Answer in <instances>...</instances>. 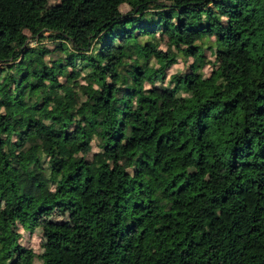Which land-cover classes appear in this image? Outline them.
Here are the masks:
<instances>
[{
  "label": "trees",
  "instance_id": "obj_1",
  "mask_svg": "<svg viewBox=\"0 0 264 264\" xmlns=\"http://www.w3.org/2000/svg\"><path fill=\"white\" fill-rule=\"evenodd\" d=\"M135 2L0 0V264H264V0Z\"/></svg>",
  "mask_w": 264,
  "mask_h": 264
},
{
  "label": "rangeland",
  "instance_id": "obj_2",
  "mask_svg": "<svg viewBox=\"0 0 264 264\" xmlns=\"http://www.w3.org/2000/svg\"><path fill=\"white\" fill-rule=\"evenodd\" d=\"M136 7L137 9H153L160 3H162V0H136ZM131 6L127 3H123L119 5V11L124 13L128 10H130ZM154 56L160 65L168 63L171 57V53L166 50L165 46H162L159 50L154 49ZM180 60L179 64L172 65L170 69H168L167 73L168 75L175 73L177 71L181 72L180 76L181 79L183 78V74L187 72L188 70V63H186L185 66H183L182 58H177ZM155 62V60L153 59ZM212 63L206 65L204 69L205 74H209L210 70L212 69ZM163 98V104L161 109L165 111V115L163 118V124L165 127H170L171 126V118H170V113H169V107H170V102L168 98L164 95L161 96ZM148 121H151V115H148ZM68 219H69V214L67 211L63 210H55L53 214H47L41 217L40 219V228L37 230L36 234L31 238V246L34 248V250L38 253L42 252L44 249V239H43V233L44 230L48 225H68Z\"/></svg>",
  "mask_w": 264,
  "mask_h": 264
}]
</instances>
